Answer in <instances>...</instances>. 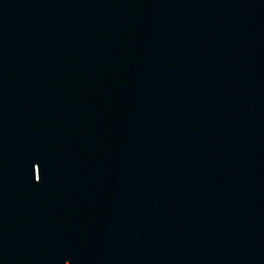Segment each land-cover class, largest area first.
<instances>
[{
  "label": "water",
  "instance_id": "obj_1",
  "mask_svg": "<svg viewBox=\"0 0 264 264\" xmlns=\"http://www.w3.org/2000/svg\"><path fill=\"white\" fill-rule=\"evenodd\" d=\"M0 264H264V0H0Z\"/></svg>",
  "mask_w": 264,
  "mask_h": 264
}]
</instances>
